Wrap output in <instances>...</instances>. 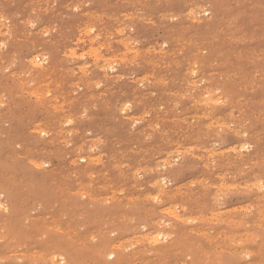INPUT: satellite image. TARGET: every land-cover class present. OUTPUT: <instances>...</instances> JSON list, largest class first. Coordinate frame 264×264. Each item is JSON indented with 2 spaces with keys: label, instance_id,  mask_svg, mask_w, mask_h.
Returning <instances> with one entry per match:
<instances>
[{
  "label": "rangeland",
  "instance_id": "374dc122",
  "mask_svg": "<svg viewBox=\"0 0 264 264\" xmlns=\"http://www.w3.org/2000/svg\"><path fill=\"white\" fill-rule=\"evenodd\" d=\"M0 95V264H264V0H0Z\"/></svg>",
  "mask_w": 264,
  "mask_h": 264
},
{
  "label": "bare ground",
  "instance_id": "6f19581e",
  "mask_svg": "<svg viewBox=\"0 0 264 264\" xmlns=\"http://www.w3.org/2000/svg\"><path fill=\"white\" fill-rule=\"evenodd\" d=\"M45 5H46V4H45ZM194 5H195V4H194ZM197 7H198V6H197ZM190 8H191V7H190ZM203 10H204V9H203ZM191 11H192V10H191ZM42 14H43V13H42ZM83 14H84V13H83ZM165 14H166V13H165ZM190 14H191V13H190ZM198 15H199V14H198ZM204 15H205V14H204ZM161 16H162V15H161ZM182 16H184V15H182ZM200 16H201V15H200ZM164 17H165V16H164ZM170 17H171V16H170ZM184 17H185V16H184ZM191 18H192V17H191ZM191 18H190V19H191ZM142 19H143V18H142ZM188 19H189V17H188ZM231 19H232V18H231ZM139 20H140V19H139ZM196 21H197V20H196ZM27 22H28V21H27ZM146 22H147V20H146ZM154 22H155V21H154ZM225 24H226V23H225ZM227 25H228V24H227ZM83 26H84V25H83ZM255 27H256V26H255ZM88 28H89V27H88ZM122 28H123V27H122ZM46 29H47V28H46ZM42 30H43V29H42ZM87 30H88V29H87ZM174 30H175V29H174ZM89 31H90V30H89ZM117 31H118L117 34H120V33H119V30H117ZM2 33H3V32H2ZM71 33H72V32H71ZM41 34H42V33H41ZM180 36H181V35H180ZM261 36H262V35H261ZM96 37H97V36H96ZM27 38H28V37H27ZM106 38H107V37H106ZM177 38H178V37H177ZM230 38H231V37H230ZM94 39H95V38H94ZM104 39H105V38H104ZM125 39H127V38H125ZM89 40H90V39H89ZM232 40H233V38H232ZM77 41H78V40H77ZM86 41H87V40H86ZM107 41H108V40H107ZM149 41H150V40H149ZM175 41H176V40H175ZM188 41H189V40H188ZM28 42H29V41H28ZM184 42H185V41H184ZM89 43H90V42H89ZM91 43H92V42H91ZM123 43H125V42H123ZM174 43H175V42H174ZM100 44H101V43H100ZM107 44H108V43H107ZM126 44H127V42H126ZM129 44H130V43H129ZM133 44H134V43H133ZM168 44H169V43H168ZM191 44H192V43H191ZM1 45H2V44H1ZM127 45H128V44H127ZM127 45H126V47H127ZM162 45H164V44H161V47H162ZM2 46H3V45H2ZM132 46H133V45H132ZM182 46H183V45H182ZM182 46H181V47H182ZM200 46H201V45H200ZM228 46H229V45H228ZM122 47H123V46H122ZM124 47H125V46H124ZM161 47H160V48H161ZM100 48H101V47H100ZM130 48H131V47L128 46V49H129V50H132V48H131V49H130ZM160 48H159V49H160ZM207 48H208V47H207ZM255 48H256V47H255ZM91 49H94V48H91ZM91 49H90V51H92ZM159 49L157 50V53H158ZM191 49H192V48H191ZM208 49H209V48H208ZM240 49H241V48H240ZM88 50H89V48H88ZM95 50H96V49H94V52H95ZM129 50H127V52H128ZM152 50H153V49H152ZM50 51H51V50H50ZM96 51H97V50H96ZM147 51H148V50H147ZM161 51H163V50L161 49ZM241 51H242V50H241ZM92 52H93V51H92ZM94 52H93V54H95ZM129 52H130V51H129ZM153 52H154V51H153ZM163 52H164V51H163ZM54 53H55V52H54ZM70 53H71V52H70ZM134 53H135V52H134ZM146 53H147V52H146ZM197 53H198V52H197ZM216 53H217V52H216ZM221 53H222V52H221ZM88 54H90V53H88ZM93 54H92V55H93ZM135 54H137V53H135ZM194 54H195V53H194ZM194 54H193V55H194ZM244 54H245V53H244ZM11 55H12V54H11ZM92 55H91V56H92ZM218 55H219V54H218ZM68 56H70V55H68ZM79 56H80V55H79ZM93 56H94V55H93ZM112 56L114 57L115 55H112ZM133 56H134V55H133ZM115 57H116V56H115ZM117 57H118V56H117ZM120 57H121V56H120ZM122 57H123V56H122ZM262 57H263V56H262ZM36 58H37V57H35V59H36ZM109 58H110V57H109ZM195 58H196V57H195ZM244 58H245V57H244ZM32 59H33V58H32ZM35 59H34V60H35ZM40 59H41V58H40ZM100 59H101V58H100ZM113 59H114V58H113ZM118 59H119V58H118ZM118 59H117V60H118ZM196 59H197V58H196ZM69 60H70V59H69ZM95 60H96V59H95ZM107 60H108V59H107ZM110 60H111V59H109V62L111 63ZM252 60H253V59H252ZM13 61H14V60H13ZM32 61H33V60H32ZM40 61H41V60H40ZM114 61H115V59H114ZM118 61H119V60H118ZM27 62H28V61H27ZM34 62H35V61H34ZM103 63H104L105 65H106V63H107L108 67L111 68V66H109L110 64H108V62H106V63L103 62ZM114 63H117V61L114 62ZM192 63H193V62H192ZM252 63H253V62H252ZM36 64H37V63H36ZM112 64H113V63H112ZM112 64H111V65H112ZM151 64H152V63H151ZM153 64H154V63H153ZM216 64H218V63H216ZM105 65H104V66H105ZM154 65H155V64H154ZM197 65H198V64H197ZM229 65H230V64H229ZM105 67H106V69H107V66H105ZM105 67H104V68H105ZM120 67H121V66H120ZM237 67H238V66H237ZM97 68H99V67H97ZM240 68H241V67H240ZM25 69H26V68H25ZM5 70H6V69H5ZM101 70H102V69H101ZM77 71H78V70H77ZM110 71H111V70H110ZM112 71H113V70H112ZM112 71H111V72H112ZM185 71H186V69H185ZM188 72H190V71H188ZM188 72H187V73H188ZM191 72H192V71H191ZM65 73H66V72H65ZM192 73H193V72H192ZM196 73H197V72H196ZM26 74H27V73H26ZM260 74H261V73H260ZM8 75H9V74H8ZM10 75H11V74H10ZM105 75H106V74H105ZM187 75H188V74H187ZM102 76H103V75H102ZM141 77H142V76H141ZM192 78H193V77H192ZM136 79H138V78H136ZM140 80H141V79H140ZM196 80H197V78H196ZM130 81H131V80H130ZM194 81H195V80H194ZM194 81H193V82H194ZM198 81H199V80H198ZM215 82H216V81H215ZM4 83L6 84V82H4ZM159 83H160V82H159ZM163 83H164V82H163ZM202 83H203V81H202ZM250 83H251V82H250ZM93 84H94V83H93ZM99 84H100V83H99ZM218 84H219V83H218ZM218 84H217V85H218ZM253 84H254V83H253ZM44 85H45V83H44ZM4 86H5V85H4ZM56 86H57V85H56ZM7 87H8V86H7ZM38 88H39V87H38ZM194 88H195V87H194ZM9 89H10V88H9ZM46 89H47V88H46ZM108 89H109V88H108ZM34 90H35V89H34ZM47 90H48V89H47ZM133 91H134V90H133ZM174 92H175V91H174ZM208 92H209V91H208ZM233 92H234V91H233ZM28 93H29V92H28ZM29 94H31V93H29ZM38 94H39V93H38ZM46 94H47V92H46ZM176 94H177V93H176ZM31 95H32V94H31ZM44 95H45V94H44ZM169 95H170V94H169ZM177 95H178V94H177ZM187 95H188V94H187ZM0 96H1V95H0ZM35 96H36V95H35ZM89 98H90V97H89ZM98 98H99V97H98ZM201 98H202V97H201ZM73 100H74V99H73ZM219 101H220V100H219ZM237 101H238V100H237ZM199 102H200V101H199ZM61 103H62V102H61ZM195 103H196V101H195ZM217 103H218V102H217ZM126 104H127V103H126ZM174 104H175V103H174ZM124 105H125V103H124ZM124 105H123V106H124ZM127 105H128V104H127ZM47 106H48V105H47ZM56 106H57V105H56ZM125 106H126V105H125ZM201 106H202V105H201ZM211 106H212V105H211ZM230 106H231V105H230ZM39 107H40V106H39ZM53 107H54V106H53ZM191 107H192V106H191ZM158 108H159V107H158ZM51 109H52V108H51ZM120 109H121V108H120ZM123 109L128 110V108H123ZM197 109H198V108H197ZM212 109H213V108H212ZM121 110H122V109H121ZM158 110H159V109H158ZM61 111H62V109H61ZM119 112H120V111H119ZM122 112H123V110H122ZM205 112H206V111H205ZM83 113H84V112H83ZM143 113H144V112H143ZM172 114H173V113H172ZM203 115H204V114H203ZM211 115H212V114H211ZM146 116H147V115H146ZM193 116H194V115H193ZM228 116H229V115H228ZM194 117H195V116H194ZM232 117H233V116H232ZM139 119H140V118H139ZM171 119H172V118H171ZM203 119H205L204 116H203ZM219 119H220V118H219ZM229 119H230V118H229ZM133 120H134V119H133ZM196 120H197V119H196ZM59 121H60V120H59ZM67 121H68V120H67ZM211 121H212V120H211ZM51 122H52V120H51ZM130 122H131V121H130ZM66 123H67V122H65L64 124H66ZM72 123H73V122H72ZM136 123H137V122H136ZM136 123H133V124H136ZM211 123H212V122H211ZM28 124H29V123H28ZM64 124H63V125H64ZM133 124H132V125H133ZM137 124H139V123H137ZM215 124H216V123H215ZM61 125H62V124H61ZM207 125H208V124H207ZM207 125H206V126H207ZM64 126H65V125H64ZM132 127H134V126H132ZM151 127H152V126H151ZM177 127H178V126H177ZM146 128H147V127H146ZM216 128H217V127H216ZM227 128H229V126H228V127L226 126V129H227ZM235 128H236V127H235ZM237 128H238V127H237ZM243 128H244V127H243ZM48 129H49V128H48ZM191 129H192V128H191ZM224 129H225V128H224ZM226 129H225V130H226ZM245 130H246V129H245ZM34 131H35V130H34ZM31 132H32V131H31ZM38 132H39V131H38ZM41 132H42V131H41ZM129 132H130V131H129ZM221 132H222V131H221ZM41 134H42V133H41ZM204 134H205V133H204ZM234 134H235V133H234ZM47 135H48V134H47ZM188 135H189V134H188ZM237 135H238V134H237ZM201 137H202V136H201ZM258 138H259V137H258ZM211 139H212V138H211ZM38 140H40V139H38ZM60 140H61V139H60ZM31 142H32V141H31ZM192 142H193V141H192ZM190 143H191V142H190ZM221 143H222V142H221ZM212 144H214V143H212ZM241 145H242V144H241ZM241 145H240L239 147H241ZM180 146H181V145H180ZM245 146H248V145H245ZM176 147H177V146H176ZM248 147H250V146H248ZM35 148H36V146H35ZM213 148H214V147H213ZM245 148H246V147H245ZM73 149H74V148H73ZM196 149H197V148H196ZM248 149H249V148H248ZM26 150H27V149H26ZM184 150H185V148H184ZM204 150H205V149H204ZM204 150H203V151H204ZM229 150H231V149H229ZM209 151H210V150H209ZM176 152H177V151H176ZM186 153H187V152H186ZM212 153H213V152H212ZM161 154H162V152H161ZM225 154H226V153H225ZM159 155H160V154H159ZM178 155H179V153H178ZM216 155H217V154H216ZM221 155H222V154H221ZM221 155H220V156H221ZM170 157H171V156H170ZM212 157H213V156H212ZM233 157H234V156H233ZM96 158H98V157H95V160H96ZM206 158H207V157H206ZM81 160H82V159H81ZM92 160H93V158H92ZM79 161H80V160H79ZM163 161H164V160H163ZM166 161H167V160H166ZM174 162H175V161H174ZM91 163H92V162H91ZM227 163H228V162H227ZM208 164H209V163H208ZM209 165H210V164H209ZM41 166H42V165H41ZM37 167H38V166H37ZM39 167H40V166H39ZM156 168H157V167H156ZM156 168H155V169H156ZM168 168H169V167H168ZM175 169H176V168H175ZM139 170H141V169H139ZM146 170H147V169H146ZM155 171H157V170H155ZM134 172H135V170H134ZM136 173H137V172H136ZM160 173H161V172H160ZM243 173H244V172H243ZM157 175H158V174H157ZM223 175H224V174H223ZM90 176H91V175H90ZM132 176H133V174H132ZM122 177H123V176H122ZM222 177H223V176H222ZM166 178H167V177H166ZM229 178H230V176H229ZM160 179H161V178H160ZM137 180H138V179H137ZM167 180H168V179H167ZM203 180H204V179H203ZM155 181H156V180H155ZM165 181H166V179H165ZM78 182H79V181H78ZM161 182H162V181H161ZM161 182H160V183H161ZM223 182H224V181H223ZM3 183H4V182H3ZM162 183H163V182H162ZM4 184H5V183H4ZM80 185H81V184H80ZM89 185H90V184H89ZM161 185H163V184H161ZM220 185H221V184H220ZM223 185H224V184H223ZM245 185H247V184H245ZM227 186H228V185H227ZM179 187H180V186H179ZM233 187H235V186H233ZM233 187H232V188H233ZM246 187H247V186H246ZM257 187H258V185H257ZM149 188H150V187H149ZM157 188H158V187H157ZM227 188H228V187H227ZM238 188H239V187H238ZM85 189H86V188H85ZM205 189H206V188H205ZM222 189H223V188H222ZM246 189H247V188H246ZM121 190H122V189H121ZM177 190H178V189H177ZM197 190H198V189H197ZM226 190H228V189H226ZM189 191H190V190H189ZM263 191H264V190H263ZM177 192H178V191H177ZM214 192H215V191H214ZM249 192H250V191H249ZM120 193H121V192H120ZM162 193H163V192H162ZM178 193H179V192H178ZM180 193H181V192H180ZM215 193H216V192H215ZM118 194H119V193H118ZM183 194H184V193H183ZM263 195H264V194H263ZM86 196H87V195H86ZM180 196H181V195H180ZM194 196H195V195H194ZM148 197H149V196H148ZM153 198H154V197H153ZM191 198H192V197H191ZM221 198H222V197H221ZM93 199H94V198H93ZM155 199H156V198H155ZM90 200H91V199H90ZM149 200H150V199H149ZM109 201H110V200H109ZM117 201H118V200H117ZM156 201H157V200H156ZM158 201H160V200H158ZM189 201H190V200H189ZM64 202H65V201H64ZM159 203H160V202H159ZM195 203H196V202H195ZM197 203H198V202H197ZM215 203H216V202H215ZM161 204H162V203H161ZM219 204H220V203H219ZM118 205H119V204H118ZM20 206H21V205H20ZM223 206H224V205H223ZM0 207H1V206H0ZM176 207H177V206H176ZM180 208H181V207H180ZM194 208H195V207H194ZM5 209H6V208H5ZM165 209H169V208H165ZM188 209H189V208H188ZM198 209H199V208H198ZM214 209H215V208H214ZM220 209H221V208H220ZM234 209H235V208H234ZM77 210H78V209H77ZM156 211H157V210H156ZM168 211H169V210H168ZM245 211H246V210H245ZM172 212H173V210H172ZM220 212H221V211H220ZM161 213H162V212H161ZM163 213H164V212H163ZM170 213H171V212H170ZM170 213H169V214H170ZM209 214H210V213H209ZM212 214H213V213H212ZM260 214H261V213H260ZM173 216H174V214H173ZM175 216H176V215H175ZM211 216H212V215H211ZM262 217H263V216H262ZM124 218H126V217H124ZM122 219H123V217H122ZM177 219H179V218H177ZM177 219H176V220H177ZM214 219H215V218H214ZM127 220H128V219H127ZM158 220H159V219H158ZM188 220H189V219H188ZM215 220H216V219H215ZM13 221H14V220H13ZM112 221H113V219H112ZM129 221H130V220H129ZM180 222H182V221L180 220ZM190 222H191V221H190ZM226 222H227V221H226ZM128 223H129V222H128ZM233 223H234V222H233ZM262 223H263V222H262ZM33 224H34V223H33ZM106 224H107V223H106ZM164 224H165V223H164ZM164 224H163V225H164ZM126 225H127V224H126ZM129 225H130V224H129ZM227 225H228V224H227ZM160 227H161V226H160ZM259 228H260V227H259ZM172 229H173V228H172ZM190 230H191V229H190ZM0 231H1V230H0ZM60 232H61V231H60ZM127 232H128V231H127ZM174 232H175V231H174ZM91 233H93V232H91ZM98 235H99V234H98ZM147 235H148V234H147ZM147 235H146V237H147ZM170 235H171V234H170ZM170 235H169V237H170ZM233 235H234V234H233ZM91 236L93 237V235H91ZM216 236H217V235H216ZM94 237H95V236H94ZM138 237H139V236H138ZM226 237H227V236H226ZM246 237H247V235H246ZM153 238H154V237H153ZM166 238H167V237H166ZM83 239H84V238H83ZM94 239H95V238H94ZM177 239H178V238H177ZM243 239H244V238H243ZM155 240H156V239H155ZM155 240H153V241H155ZM157 240H158V239H157ZM74 241H75V240H74ZM93 241H94V240H93ZM125 241H126V240H125ZM129 241H130V240H129ZM141 241H142V240H141ZM160 241H161V240H160ZM205 241H206V240H205ZM82 242H83V241H82ZM149 242H150V241H149ZM183 242H184V241H183ZM191 242H192V241H191ZM80 243H81V242H80ZM161 243H163V241H162ZM238 243H239V242H238ZM240 243H241V242H240ZM167 244H168V243H167ZM118 245H119V244H118ZM120 245H121V244H120ZM151 245H152V244H151ZM240 245H241V244H240ZM241 246H242V245H241ZM146 247H147V246H146ZM148 247H149V246H148ZM171 247H172V246H171ZM171 247H170V248H171ZM174 247H175V246H174ZM121 250H122V249H121ZM162 250H163V249H162ZM165 250H166V249H165ZM139 251H140V250H139ZM155 251H157V250H155ZM158 251H159V250H158ZM158 251H157V253H160V252H158ZM179 251H180V250H179ZM181 251H182V250H181ZM123 252H124V251H123ZM220 252H221V251H220ZM134 253H135V252H134ZM177 253H178V250H177ZM42 254H43V253H42ZM98 254H100V253H98ZM111 254H112V253H111ZM117 254H118V253H117ZM132 254H133V253H132ZM101 255H102V254H101ZM168 255H169V254H168ZM222 255H223V254H222ZM134 256H135V255H134ZM153 256H154V255H153ZM127 258H128V257H127ZM127 258H126V259H127ZM176 258H177V257H176ZM41 259H42V258H41ZM128 259L130 260V259H132V257H131V258L129 257ZM156 259H158V258H156ZM186 259H187V258H186ZM32 260H33V259H32ZM51 260H52V259H51ZM173 260H174V259H173ZM52 261H53V260H52ZM127 261H128V260H127ZM139 261H140V260H139ZM156 261H157V260H156ZM33 262H34V261H33ZM54 262H55V261H54ZM157 262H158V261H157ZM59 264H60V263H59Z\"/></svg>",
  "mask_w": 264,
  "mask_h": 264
},
{
  "label": "snow or ice",
  "instance_id": "6c2138e0",
  "mask_svg": "<svg viewBox=\"0 0 264 264\" xmlns=\"http://www.w3.org/2000/svg\"><path fill=\"white\" fill-rule=\"evenodd\" d=\"M125 107H127V105ZM69 123H71V121H69ZM261 190H264V181L261 182Z\"/></svg>",
  "mask_w": 264,
  "mask_h": 264
}]
</instances>
